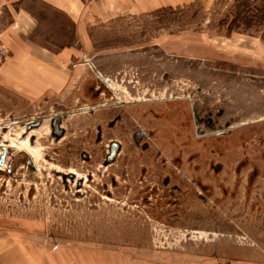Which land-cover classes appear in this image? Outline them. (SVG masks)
Segmentation results:
<instances>
[{"label": "rangeland", "instance_id": "374dc122", "mask_svg": "<svg viewBox=\"0 0 264 264\" xmlns=\"http://www.w3.org/2000/svg\"><path fill=\"white\" fill-rule=\"evenodd\" d=\"M82 1L80 44L29 3L75 49L63 87L0 88V243L36 264H264V0Z\"/></svg>", "mask_w": 264, "mask_h": 264}, {"label": "crops", "instance_id": "0c3cea01", "mask_svg": "<svg viewBox=\"0 0 264 264\" xmlns=\"http://www.w3.org/2000/svg\"><path fill=\"white\" fill-rule=\"evenodd\" d=\"M190 1L148 0L139 11ZM29 3L41 4L47 11L66 19L70 23L68 32L73 44H80L83 39L81 23L86 15L83 14L82 0H0V44L6 51L4 62L0 65V88L33 101L63 87L67 71L62 62L70 57L71 49H75L70 45L57 47L56 43L50 44L48 32L44 37L41 30L48 20L40 17ZM0 264L36 263L14 241L9 240L5 244L0 243Z\"/></svg>", "mask_w": 264, "mask_h": 264}, {"label": "trees", "instance_id": "16d2710c", "mask_svg": "<svg viewBox=\"0 0 264 264\" xmlns=\"http://www.w3.org/2000/svg\"><path fill=\"white\" fill-rule=\"evenodd\" d=\"M247 1V0H246ZM243 5V9H240V10H238V6H236V8H237V10H235V12L233 13V15H234V17H235V19L238 21V22H240V21H244L245 20V16H244V14H246L247 12H250V11H248L249 9H248V7L246 6L245 7V4H242ZM240 6V5H239ZM245 7V8H244ZM257 10V9H256ZM240 13H242V15H240L239 16V14ZM250 15V14H249Z\"/></svg>", "mask_w": 264, "mask_h": 264}, {"label": "built area", "instance_id": "2783aa9c", "mask_svg": "<svg viewBox=\"0 0 264 264\" xmlns=\"http://www.w3.org/2000/svg\"><path fill=\"white\" fill-rule=\"evenodd\" d=\"M5 57H6V51L4 47L0 44V64L5 59Z\"/></svg>", "mask_w": 264, "mask_h": 264}, {"label": "water", "instance_id": "95a60500", "mask_svg": "<svg viewBox=\"0 0 264 264\" xmlns=\"http://www.w3.org/2000/svg\"><path fill=\"white\" fill-rule=\"evenodd\" d=\"M0 151V165H4L5 150L3 147H0Z\"/></svg>", "mask_w": 264, "mask_h": 264}, {"label": "bare ground", "instance_id": "6f19581e", "mask_svg": "<svg viewBox=\"0 0 264 264\" xmlns=\"http://www.w3.org/2000/svg\"><path fill=\"white\" fill-rule=\"evenodd\" d=\"M0 147H3L4 148V150H5V155H7V153H8V147H10L9 145H6V144H0ZM1 152V151H0ZM0 166H3V165H0Z\"/></svg>", "mask_w": 264, "mask_h": 264}]
</instances>
